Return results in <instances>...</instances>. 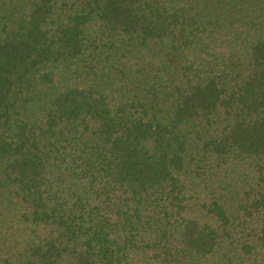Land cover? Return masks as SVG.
<instances>
[{
  "label": "trees",
  "instance_id": "trees-1",
  "mask_svg": "<svg viewBox=\"0 0 264 264\" xmlns=\"http://www.w3.org/2000/svg\"><path fill=\"white\" fill-rule=\"evenodd\" d=\"M0 264H264V0H0Z\"/></svg>",
  "mask_w": 264,
  "mask_h": 264
}]
</instances>
